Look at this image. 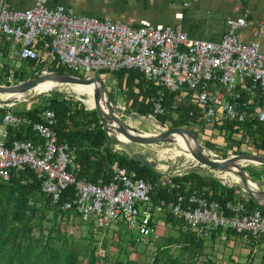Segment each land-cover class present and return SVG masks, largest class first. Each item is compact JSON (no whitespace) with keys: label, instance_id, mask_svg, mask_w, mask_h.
Listing matches in <instances>:
<instances>
[{"label":"built area","instance_id":"obj_1","mask_svg":"<svg viewBox=\"0 0 264 264\" xmlns=\"http://www.w3.org/2000/svg\"><path fill=\"white\" fill-rule=\"evenodd\" d=\"M52 1L35 0L25 9L0 6V44L1 35H5L14 45L10 59H47L87 78L101 71L137 70L159 89L151 99L155 115L167 112L163 89L175 93L174 108L189 94L201 111L203 123L195 130L202 135L216 122L234 126L253 120L264 122V102L258 101L264 97V52L258 40L244 43L238 36V30L252 26L249 9L228 20L219 41H211L189 36L180 22L154 24L141 19L137 25H129L110 17L79 15L72 7L52 5ZM175 17L180 20L183 13ZM252 27L257 34L259 27ZM0 56H5L2 50ZM41 117L42 121H33L12 111L4 115L0 178L9 181L14 171L32 170L58 211H73L82 220L104 228L123 222L143 243L159 239L155 216L166 210L205 238L217 228L235 231L247 240L264 236L262 210H248L241 199L222 203L194 191L155 203L153 185L143 178L135 179L119 166L109 182L78 177L79 166L70 146L58 141L55 111L47 109ZM23 124L31 125L41 141H9V129ZM218 178L228 184L224 173ZM162 184L174 187L168 181ZM70 187L75 190L74 197L65 195Z\"/></svg>","mask_w":264,"mask_h":264},{"label":"trees","instance_id":"obj_2","mask_svg":"<svg viewBox=\"0 0 264 264\" xmlns=\"http://www.w3.org/2000/svg\"><path fill=\"white\" fill-rule=\"evenodd\" d=\"M1 47L7 49L9 45L4 42ZM9 62L5 61L0 68V84L17 83L46 68L45 63L33 59L21 61V67L18 69L11 66ZM47 68L61 72L70 71L59 65H50ZM99 73L105 74L107 71ZM113 74L124 85L123 90L129 100L128 110H136L142 115L154 114L151 99L158 94V87H155L143 73L137 70L123 69ZM163 90L167 112L156 115L160 121L172 122L191 129L203 123L200 108L189 94L185 95L183 103L174 108L175 93L168 89ZM258 100L264 102V97L260 96ZM31 102L35 103V106L20 110V113L34 120L41 121V115L47 109L55 111L54 129L58 141L70 146L74 160L79 166L78 177L86 178L94 183L109 182L116 166L125 167L135 179L143 178L153 185L152 197L155 203L160 200L171 201L178 195L187 196L194 191H200L207 197L222 203L241 199L246 201L248 210L258 208L264 214V207L259 206L254 199L244 193L238 184L227 185L217 177L201 173L199 170H190L182 175L157 173L140 158L130 155L126 150L116 149L117 142L104 128L98 111L89 109L81 100L71 95L54 90L52 94L44 95ZM6 110V107L0 106V123ZM23 129L12 130V137L38 140L29 127ZM209 131L211 136L214 134L219 136L220 141L217 147L223 148L229 142H236L237 150L252 151L264 156V122L246 121L238 126L216 122ZM245 168L253 180L263 179L264 165H249ZM163 181L174 184V187L163 185ZM66 194L74 197V188L67 189ZM49 210L61 214L66 219L79 218L91 229L97 226L94 222L82 220L73 211L61 212L52 207L50 197L41 189V180L32 170L14 171L9 181L0 178V264H79L80 258L84 257L88 258V264L105 263L103 260L107 258L97 252V247L92 241L83 246L84 253H82L76 248L77 242L68 241L59 224L45 226L44 219ZM165 220L178 228V235L170 237L169 241L182 248L183 254L191 252V255L183 261L182 255L174 254L170 245L164 246L155 242L156 251L152 262L148 264H219L206 254L204 247L206 238L192 230L185 220L178 218L169 210L165 212ZM120 223H122L121 226L125 224ZM225 231L228 235H239L232 230L217 228L212 231L210 238L216 239ZM239 236L242 237V235ZM248 240L262 243L264 236L260 239L251 236ZM136 242L139 243L137 237L131 241L132 244ZM145 244L151 246L149 243ZM246 264L254 263L251 260Z\"/></svg>","mask_w":264,"mask_h":264},{"label":"rangeland","instance_id":"obj_3","mask_svg":"<svg viewBox=\"0 0 264 264\" xmlns=\"http://www.w3.org/2000/svg\"><path fill=\"white\" fill-rule=\"evenodd\" d=\"M5 60L0 59V64L2 65ZM9 64L15 69H18L21 67L20 61L11 60ZM31 72V71H30ZM81 74V73H79ZM96 75V74H94ZM100 78L103 80L104 84L106 85L108 89V93L110 94V99L117 104H123L122 106H128V98L126 95V92L122 89L124 87L123 83L113 74L112 72H107L105 74H100ZM93 77V76H92ZM13 79V77H11ZM98 86L104 85L100 82H98ZM14 84V83H13ZM54 90H59L66 95L71 94V96L77 98H81V100L88 108H90L85 100L87 98V95L84 94H78L72 85H59L54 88ZM36 92H33L31 94L34 95ZM42 97V96H41ZM34 99H30L26 102L19 103L14 108L16 110H23L28 109L33 106H35V103H32L31 101ZM40 100V99H39ZM39 102V101H38ZM126 111H130L126 108ZM130 123L138 128V131H150L154 128V122L153 120H139L135 118H128ZM193 131L198 136L199 140L202 142V144L213 151H222V150H234L233 148H237V144H233L232 142H229L228 145L225 144L223 148L217 147V142L220 141L219 136H211L209 132L202 135L199 133V131L195 130V127L192 128ZM124 149L130 154L133 155L134 152H140L144 153L147 158L151 161H155L157 163L158 169L160 171L166 172V173H176L179 172H185L188 170L193 169H199L198 166H194L186 156L184 155H177L174 153V144L172 143H162L159 145H153L146 148H137V149ZM164 150H169L168 153H166L165 158L160 156V152ZM186 152V150L184 149ZM242 151V150H241ZM192 165V166H190ZM201 169H204L200 167ZM225 181L228 184L235 185L238 184L235 182L234 179L227 177ZM264 188V187H263ZM158 216V215H156ZM155 216V223L157 226V230L160 235V239L158 241H154L153 243H149L151 246H147L145 243H131L133 239L137 237L138 233L135 230H131L126 224L122 223H116L112 224L110 227L104 228V227H94L93 229L89 228L85 222H82L79 218L71 217L70 219H66L62 217L61 214L55 213L51 210L46 212V218L44 219V225H54V223L59 224L61 226V230L63 233L66 234V237L68 238V241H74L77 242L78 246L76 247L79 251L81 250L82 253H84L83 246L88 245L90 241L93 242V244L97 247V252L102 253L105 255L107 259L103 260L105 262L104 264H148L151 263L153 260L154 253L156 251V246H154L155 242H159V244H163L164 246L170 245L172 252L174 254L182 255L183 261H185L190 255L191 252H186L183 254L182 248L179 246H176V244H173L170 242L169 238L172 236L178 235V228L173 226L171 223L166 222L165 215L159 216L157 218ZM162 217V219H160ZM49 218V220H48ZM52 219V220H50ZM230 236V235H229ZM231 236H234L233 239L235 241L241 242L242 244V237L239 235L231 234ZM250 245H252L251 253L248 254V258L245 260V262L238 261L236 262V257H239V254H237L236 249L233 247V251L229 249L230 246L229 238L225 241L219 240V241H211L209 239L205 240V252L206 254L215 260L219 264H246L253 260L254 264H263L264 259V242H254L249 241ZM257 245H262L258 251L260 252V258L255 259L251 254H253V248ZM231 248V247H230ZM230 251V253H229ZM256 255L257 252H256ZM240 257H243L240 255ZM203 258H205L203 256ZM79 264H88V258H80Z\"/></svg>","mask_w":264,"mask_h":264},{"label":"crops","instance_id":"obj_4","mask_svg":"<svg viewBox=\"0 0 264 264\" xmlns=\"http://www.w3.org/2000/svg\"><path fill=\"white\" fill-rule=\"evenodd\" d=\"M34 1L35 0H0V6H2L3 4H7L17 9H25L31 7ZM57 4H64L66 6L72 7L74 11L79 15L94 16L100 19L110 17L129 25H137L141 19H148L154 24H158V23L177 24L178 22H180L182 24L183 30L187 32L189 36L193 38L206 39L211 41H219L227 30L228 20L242 16L245 10L249 9V19L251 21V25L252 26L256 25L257 27H259L258 33L255 34L253 27L250 26L238 30V36L240 40L244 43H249L258 40L260 42L261 51L264 52V0H53L52 1V5H57ZM178 12L183 13V18L180 20L175 17L176 13ZM1 37H2V43L0 44V50H2L5 53V56L3 57L0 56V59H3L5 61L17 60L20 62L24 60H28V59H19V58L10 59L8 54L9 51L13 49L14 45L6 41L5 35H1ZM4 42H6L9 45V48L3 49L1 47L4 44ZM33 60H38V62L40 63H45L46 66L45 69H48L47 68L48 66L53 65L47 59L46 60L33 59ZM3 64L2 65L0 64V68L3 67ZM95 74L100 75V73H95ZM127 103L129 105V102ZM16 105L17 104L8 105V106L0 105V106L7 108L4 115L7 112L12 111L17 115H22L24 117L32 119L33 121H38L24 115L23 113H20V110H16L14 108V106ZM126 108H128V106ZM133 112L138 113L136 110ZM4 115L2 116L1 119L0 128L2 127ZM41 119L43 120L42 117ZM24 127H29L31 131L35 133V136H37L38 140L37 141L33 140L34 142L41 141L39 135L32 129V126L29 124H23L20 127L10 128L9 129L10 135L8 137V140L10 141L12 139H20V138H13L11 135V131L24 130L23 129ZM174 134L175 133H171V135ZM213 136L217 137L216 134H214ZM21 140H32V139H21ZM232 143L234 145L237 144L236 142H232ZM115 148L120 150H125L123 146L118 144L115 145ZM233 149L237 150V148H233ZM168 151L169 150L161 151L160 156L165 158L166 153H168ZM243 151H247V150H243ZM247 152H252V151H247ZM174 153L177 155H184L188 157L187 153L180 147L178 148L174 147ZM193 170H198V169H193ZM188 171L185 172L177 171L176 173L173 174L164 172L163 174L174 175L179 173V175H182ZM199 172L204 174H210L217 178L220 177V174H223L221 173V171L212 170L208 168L200 169ZM257 181H259L261 186L264 187V177L263 179ZM163 214L165 215V213H157L156 215L158 216L156 217L159 218V216ZM160 219H162V217ZM156 231L159 234L157 230V226H156ZM224 235H225V239H223ZM229 235L225 231L222 233V235H220L216 239L210 237L206 239H209L211 241L214 240L225 241L229 238L230 246L228 248L233 251L232 248L234 247L236 249L237 254H239V257L235 256L236 262L238 261L245 262V260L249 256L248 254L251 253L252 245L254 244L250 245V243H248V240L243 237L241 238L242 239V244H241V242L235 241V239H233L234 236H231V234ZM261 246L262 245H257L253 248L252 251L253 254L251 255L255 259L260 258V252L258 251H261L259 250ZM256 252L258 255H256ZM240 255L243 257H240Z\"/></svg>","mask_w":264,"mask_h":264},{"label":"water","instance_id":"obj_5","mask_svg":"<svg viewBox=\"0 0 264 264\" xmlns=\"http://www.w3.org/2000/svg\"><path fill=\"white\" fill-rule=\"evenodd\" d=\"M100 77V75H95L94 77L87 78L71 71L61 72L58 70L42 69L17 83L0 84V105H15L30 99L35 100L41 96L50 95L53 93L54 88L59 85L83 84L92 87L95 105L89 109H96L98 111L104 128L115 139L118 145L133 150L162 143H174L175 140L170 134L175 133L183 141L184 149L188 155L186 157L194 166L236 174L239 177V185L244 193L254 199L259 206L264 207V200L258 197V194H264V188L259 181L253 180L245 168L249 165H264V156L236 149L213 151L207 149L193 129L187 126L176 125L172 122H162L152 113L142 115L136 112H128L121 105L114 103L110 99L108 89ZM95 82H100L104 85L108 97H105L98 87H93ZM41 85H48L49 87L31 96L35 92L34 90ZM128 118H135L140 121L153 120L154 128L150 131H145L142 137H137L134 131H138L139 129L133 126ZM113 123L117 125L118 134H116V127ZM133 155L140 158L153 171L161 174L164 173L158 169L157 163L149 160L144 153L134 152ZM248 180L258 183L259 188L253 189L250 187Z\"/></svg>","mask_w":264,"mask_h":264},{"label":"bare ground","instance_id":"obj_6","mask_svg":"<svg viewBox=\"0 0 264 264\" xmlns=\"http://www.w3.org/2000/svg\"><path fill=\"white\" fill-rule=\"evenodd\" d=\"M98 82H95L94 84H93V87H95V88H97L98 87V89H99V91L105 96V97H108V93L106 92V90H105V88H103L102 86L100 87V86H98ZM49 86L48 85H41V86H39L38 88H36V90H34L35 92H39V91H42V90H46L47 88H48ZM72 87L74 88V90L78 93V94H84V95H87V98H86V100H85V102H86V104L90 107V108H93L94 107V105H95V100H94V97H93V95H92V87H88V86H85V85H83V84H77V85H72ZM113 125H114V123H113ZM116 128H115V131H116V134H118L117 133V125H114ZM134 132H136V136L137 137H142L143 135H144V133H145V131H134ZM171 135V134H170ZM171 137H173L174 138V143H172V144H174V147L175 148H178V147H180V148H182L183 150H184V145H183V141L181 140V138L180 137H178L176 134H174V135H171ZM208 149V148H207ZM190 166H192V165H190ZM199 167V166H198ZM199 169H201L200 167H199ZM225 176L226 177H230V178H232V179H234L235 180V182L236 183H239V177L236 175V174H234V173H230V172H225ZM228 182V181H227ZM248 185L250 186V187H252L253 189H258L259 188V185H258V183H256V182H252V181H250V180H248ZM258 197L261 199V200H264V194H258Z\"/></svg>","mask_w":264,"mask_h":264}]
</instances>
